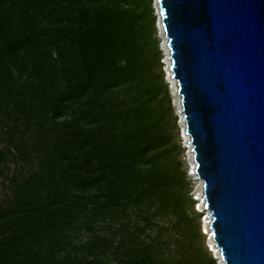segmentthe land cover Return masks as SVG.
<instances>
[{
  "label": "trees",
  "instance_id": "obj_1",
  "mask_svg": "<svg viewBox=\"0 0 264 264\" xmlns=\"http://www.w3.org/2000/svg\"><path fill=\"white\" fill-rule=\"evenodd\" d=\"M152 2L0 0V264H216Z\"/></svg>",
  "mask_w": 264,
  "mask_h": 264
},
{
  "label": "water",
  "instance_id": "obj_2",
  "mask_svg": "<svg viewBox=\"0 0 264 264\" xmlns=\"http://www.w3.org/2000/svg\"><path fill=\"white\" fill-rule=\"evenodd\" d=\"M157 7L215 248L264 264V0Z\"/></svg>",
  "mask_w": 264,
  "mask_h": 264
},
{
  "label": "rangeland",
  "instance_id": "obj_3",
  "mask_svg": "<svg viewBox=\"0 0 264 264\" xmlns=\"http://www.w3.org/2000/svg\"><path fill=\"white\" fill-rule=\"evenodd\" d=\"M152 6H153V10H154V15L156 16V30H157V38L159 40V48L161 50L162 53V60L161 63L163 65V73H164V80L166 82V84L168 85V90H169V94L172 100V107H173V111H174V115L176 116L177 119V129H178V144L180 145L181 151H182V163L184 165V168L186 170L187 173V177L189 179V183H190V196L192 197V199L195 202L194 205V210L195 212L200 215L199 217V224H200V230L201 233L204 235V239H205V246L207 248V250L209 251L210 255L212 256V258L215 260L216 264H220V254L218 255L217 253L219 252L216 248H215V244L212 240V247L210 245V240H209V235L207 234V229L208 225L206 222H208L210 219H208L206 213H204L203 208H202V200L201 197L203 196L204 198V193L202 192L201 189V184L199 183L198 180H196V177L192 175V163L190 160V154H189V148H188V143H187V139L186 136L184 135L185 132L183 130L182 127V119L180 116V109L179 106L181 107L180 104V97L177 93V83L176 81H174L171 76L169 77V72H168V62H170L169 56H167V45L165 43V39H163L160 34V30L158 27V10L156 8L155 5V0H152ZM6 167L2 170L3 175L0 174V201L3 199V197L5 195L8 194V189H7V181H6ZM11 170H13V168L11 167ZM210 231V229H209Z\"/></svg>",
  "mask_w": 264,
  "mask_h": 264
},
{
  "label": "bare ground",
  "instance_id": "obj_4",
  "mask_svg": "<svg viewBox=\"0 0 264 264\" xmlns=\"http://www.w3.org/2000/svg\"><path fill=\"white\" fill-rule=\"evenodd\" d=\"M156 1V3H155V5H156V8H157V10H158V7H157V0H155ZM158 17H159V14H158ZM158 27H159V30H160V34L162 35L161 37L163 38V39H165V43L167 42V40H166V38H165V36H164V32H163V28H162V25H161V20H160V17L158 18ZM167 56H169V50L167 51ZM168 65L170 66V62H168ZM168 72L170 73L169 74V77L171 76V71L169 70V68H168ZM181 107L179 106V109H180ZM181 110V109H180ZM180 113V112H179ZM180 116H181V119L183 118V116L180 114ZM182 127H183V130H184V132H185V128H186V126H185V124H184V122H183V120H182ZM185 135V134H184ZM186 136V135H185ZM186 139H187V143H189V137L188 136H186ZM188 148H189V154H190V160H191V165H192V175L193 176H195L196 177V180H198L199 181V183L201 184V189H202V192L204 191L203 190V182L201 181V180H199L198 179V177H197V174L194 172V169H195V162H194V154H193V152H192V147L188 144ZM201 200H202V208H203V211H204V213H206V215L208 216L207 218L209 219V211H207L206 209H204V204H205V200H204V198H203V196L201 197ZM207 223V225H208V228H209V224H210V220L208 221V222H206ZM207 234L210 236L209 237V240H210V245H211V247H212V237H211V233H210V231H209V229H207ZM218 255H219V252L217 253ZM220 264H223V261H221L220 260Z\"/></svg>",
  "mask_w": 264,
  "mask_h": 264
}]
</instances>
